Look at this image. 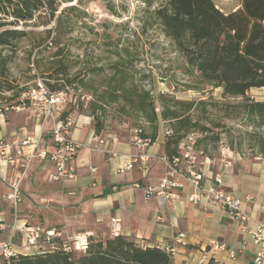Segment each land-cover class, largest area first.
Segmentation results:
<instances>
[{
  "label": "crops",
  "instance_id": "obj_1",
  "mask_svg": "<svg viewBox=\"0 0 264 264\" xmlns=\"http://www.w3.org/2000/svg\"><path fill=\"white\" fill-rule=\"evenodd\" d=\"M65 106L66 103L58 107L59 116ZM73 119L69 137L82 144L72 162L76 178L54 181L53 161L39 156L32 158L20 184L23 200L16 212L5 196L11 192L10 185L18 181L26 158L19 157L12 148L0 159L2 239L11 236L15 223L56 228L67 239L82 234L109 237L112 218L116 217L121 220V235L143 247L157 246L170 251L175 264H254L257 247L252 232L263 219L264 158L224 149L221 157L204 159L206 179L222 178L225 188L242 201L248 220L241 221L205 200L190 201L194 192L191 183L181 174L168 175L163 159L166 129L163 123L157 139L148 146H140L133 135L124 138L106 132L97 135L89 116L78 115ZM52 127V121L43 123L41 112L32 106L9 110L1 121L0 143L11 145L15 139L43 129L45 134L38 152L51 153L55 148L49 134ZM108 148L116 155L102 151ZM145 153L150 155L148 169L142 168L141 162L125 169L130 156ZM165 178L177 184L168 189L173 197L147 195L148 187H158ZM53 209L62 213L61 219L53 218ZM15 237L21 235L16 233ZM14 245L19 253L37 252L33 251L35 248L15 244V240ZM231 251L236 252L235 258L230 257Z\"/></svg>",
  "mask_w": 264,
  "mask_h": 264
},
{
  "label": "trees",
  "instance_id": "obj_2",
  "mask_svg": "<svg viewBox=\"0 0 264 264\" xmlns=\"http://www.w3.org/2000/svg\"><path fill=\"white\" fill-rule=\"evenodd\" d=\"M74 0H0V48L13 47L27 36V32L15 28L20 23L37 22L48 26L56 20L62 3ZM156 16L165 36L173 41L185 57L188 72L214 87L223 89V97L241 98L237 103H220L212 100H182L169 93H159L154 97L150 91L127 84V77L121 79L109 90L95 93L90 103L95 133L105 131L104 119L99 112L109 103L122 104L121 110L134 113L140 120L135 137L149 143L157 139L161 123L171 131L165 135V157L172 161L182 155V144L192 134H201L196 148L206 141L219 142L226 125L216 122L210 116L215 107L226 111L225 117L243 115L259 132L250 133V148H258L264 158V101H256L247 92L253 88H264V0H242V7L231 13L221 11L214 0H165L156 11ZM56 27V28H57ZM48 36L52 29H48ZM59 50L46 72V78L62 81L61 84L46 85L54 92L63 90L69 64L64 60L61 41H54ZM12 55L0 51V91H14L8 79V65ZM117 66V65H116ZM117 72V71H116ZM115 74H120L117 72ZM69 82V81H68ZM59 83V82H57ZM81 84V87H85ZM22 91V92H21ZM23 88L15 95L5 97L1 103L11 107L25 102L21 95ZM16 101L12 102L14 99ZM70 112H63L64 119ZM208 124L221 131L214 133ZM148 128V129H147ZM213 132V135H210ZM242 144V141L239 145ZM39 250L33 254L14 253L9 257L0 254V264H175L173 254L161 247H143L134 239L119 235L103 237L100 234L88 237L84 251L67 249L68 239L64 236L43 237ZM212 264V263H209Z\"/></svg>",
  "mask_w": 264,
  "mask_h": 264
},
{
  "label": "rangeland",
  "instance_id": "obj_3",
  "mask_svg": "<svg viewBox=\"0 0 264 264\" xmlns=\"http://www.w3.org/2000/svg\"><path fill=\"white\" fill-rule=\"evenodd\" d=\"M164 3L165 0H74L59 7L57 13L62 18L58 27L56 20L48 26L36 25L39 21L20 23L15 28L25 30L27 36L13 47L0 48L3 55H12L8 79L17 86L15 92L0 91V102L22 88L27 91L35 87L39 80L45 84L46 81L61 84L62 81L45 76L59 50L54 43L56 40L61 41L64 60L69 64L66 84H62V91L67 94L64 112H70L73 117L89 116L92 124L90 103L96 98L95 93L109 90L121 79L122 73L127 77L128 85L150 91L154 97L159 93H169L182 100L239 102L241 98L223 97L222 88L209 85L188 72L185 57L165 36L156 16V11ZM214 3L226 14L242 7V0H214ZM48 29H52L50 36ZM116 71L120 74H115ZM82 83L86 86L81 87ZM247 95L256 101H264V88L250 89ZM121 105L109 103L100 110L104 132L122 138L135 136L140 120L134 113L127 114L121 110ZM225 114L226 111L220 107L210 111L212 119L225 124L227 131L221 134L219 142L208 140L200 143L199 147L207 148V155L212 158L221 157L224 149L250 157L257 155L258 148H250L249 134L263 129L257 128L243 115L227 118ZM208 126L214 133L221 131L212 124ZM200 137L202 135L198 134ZM51 212L57 220L63 216L57 209ZM14 240L15 244L23 246L22 235ZM40 242L33 251L39 250Z\"/></svg>",
  "mask_w": 264,
  "mask_h": 264
},
{
  "label": "built area",
  "instance_id": "obj_4",
  "mask_svg": "<svg viewBox=\"0 0 264 264\" xmlns=\"http://www.w3.org/2000/svg\"><path fill=\"white\" fill-rule=\"evenodd\" d=\"M22 101L28 100L29 105L25 102L16 106H5L0 102V126L4 113L9 110H23L26 107H34L37 111L41 112L42 122L52 121L53 127L49 131V134L54 139V151L51 153L42 151L38 152V147L42 142V138L45 131L41 129L34 135H28L23 138H17L11 145H5L0 143V159L6 153H9L13 148L17 151L19 157L25 156L26 161L23 162V170L19 175L17 182L10 185L11 192L5 196V200L8 201L13 209L17 211L20 203L23 200L20 184L24 176L26 175L30 160L36 156L41 159H50L55 166V172L52 175V180H68L76 178V167L72 164L75 155L81 143L75 142L69 137L71 127L74 124L73 119L68 116L62 118L58 115V107L67 101V94L64 91L54 92L44 82L38 81L35 87L25 91L21 95ZM169 129H165V135L170 134ZM198 139L197 134L190 135L182 144V155L174 158L172 161L164 157V161L168 167V175L174 174L183 175L193 186L194 192L189 196V200L193 202H199L205 200L209 204L216 205L229 214L241 221L248 220L242 206V201L235 197L230 191H228L223 183L222 178L217 177L214 179H206L205 175V156L202 150L196 148V142ZM135 140L140 146H148L149 142L136 137ZM100 143H104V140H99ZM103 152L114 156L116 153L108 148L102 150ZM149 154H138L137 156H130L129 161L125 165V169H131L137 162H141L142 168L148 169L149 167ZM94 170V169H93ZM177 184L171 182L170 179L165 178L161 181L158 187H148L146 189L147 195L156 193L163 195L166 198L173 197V193L168 189L176 187ZM263 219L259 222L254 231L252 232V240L256 245L257 250L254 256V264H264V203L262 204ZM121 220L120 218H112V236L121 235ZM4 226L0 221V233ZM16 233H20L23 238V245L25 248H37L38 242L46 237L62 236V231L56 228L43 229L40 226L30 227L26 224L18 225L14 224L13 233L7 239L0 237V254L4 257L17 253L14 245V237ZM73 242V245L72 243ZM88 237L87 235H77L68 239L67 249L75 248L79 251H84L87 247ZM214 243V242H213ZM236 252L231 251L230 257L235 258Z\"/></svg>",
  "mask_w": 264,
  "mask_h": 264
}]
</instances>
